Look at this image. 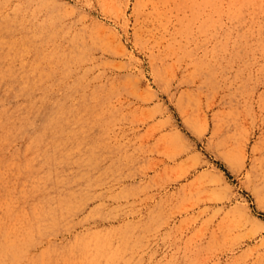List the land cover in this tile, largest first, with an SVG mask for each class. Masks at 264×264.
Segmentation results:
<instances>
[{
  "label": "rangeland",
  "instance_id": "rangeland-1",
  "mask_svg": "<svg viewBox=\"0 0 264 264\" xmlns=\"http://www.w3.org/2000/svg\"><path fill=\"white\" fill-rule=\"evenodd\" d=\"M155 1L0 0V264H264V0Z\"/></svg>",
  "mask_w": 264,
  "mask_h": 264
},
{
  "label": "bare ground",
  "instance_id": "bare-ground-1",
  "mask_svg": "<svg viewBox=\"0 0 264 264\" xmlns=\"http://www.w3.org/2000/svg\"><path fill=\"white\" fill-rule=\"evenodd\" d=\"M157 1V0H156ZM155 1V3L157 4V2ZM170 2V1H169ZM161 7V6H160Z\"/></svg>",
  "mask_w": 264,
  "mask_h": 264
}]
</instances>
